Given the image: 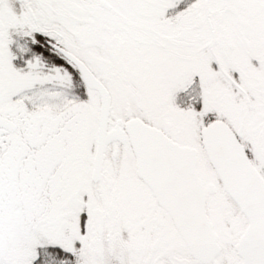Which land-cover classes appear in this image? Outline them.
I'll list each match as a JSON object with an SVG mask.
<instances>
[{
	"label": "snow or ice",
	"instance_id": "1",
	"mask_svg": "<svg viewBox=\"0 0 264 264\" xmlns=\"http://www.w3.org/2000/svg\"><path fill=\"white\" fill-rule=\"evenodd\" d=\"M0 264H264V0H0Z\"/></svg>",
	"mask_w": 264,
	"mask_h": 264
}]
</instances>
